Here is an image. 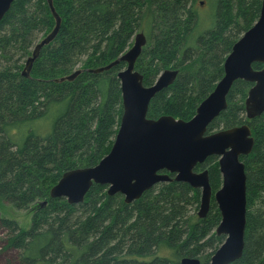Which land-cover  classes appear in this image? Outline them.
Masks as SVG:
<instances>
[{"label":"trees","instance_id":"16d2710c","mask_svg":"<svg viewBox=\"0 0 264 264\" xmlns=\"http://www.w3.org/2000/svg\"><path fill=\"white\" fill-rule=\"evenodd\" d=\"M260 3L52 0L60 27L25 77L24 58L52 30L54 18L46 0L13 1L0 21V208L30 210L31 220L26 229L6 216L0 222L7 231L5 248L17 250L19 264H180L184 257L208 264L224 240L214 232L220 214L216 209L204 218L189 216L200 193L184 182L157 183L130 203L119 193L108 196L107 186L99 184L78 204L50 198L49 190L63 172L97 164L116 134L122 111L117 72L124 64L91 69L118 58L135 33H144L135 61L143 84H152L164 69L177 70L172 84L151 99L147 117L189 120L222 77L232 45L256 21ZM79 66L74 79L58 81ZM251 85L234 81L226 108L208 126L246 123L254 137L251 152L241 157L244 248L230 264H264V113L245 117ZM200 167L207 169L211 186L221 178L216 157L195 169Z\"/></svg>","mask_w":264,"mask_h":264},{"label":"water","instance_id":"95a60500","mask_svg":"<svg viewBox=\"0 0 264 264\" xmlns=\"http://www.w3.org/2000/svg\"><path fill=\"white\" fill-rule=\"evenodd\" d=\"M15 0H0V21ZM54 18L52 30L41 38L26 58L21 75L28 77L32 64L44 45L58 32L61 19L52 0H46ZM144 33L133 36L132 45L109 64L91 69L105 71L120 62L126 67L117 72L121 92V115L109 151L94 166L75 168L62 173L50 188V198H63L69 204L83 202L93 184L107 186L108 196L119 193L125 203L138 199L160 182L179 181L200 192L197 216L207 215L212 197L208 172L194 171L208 157L215 156L221 186L213 194L220 214L216 235L224 240L210 257L208 264H230L238 260L244 248L246 216V172L241 156H247L254 145L248 124L208 133L209 124L226 108V97L236 80L251 83L244 100L248 120L264 113V0L256 21L235 41L223 61V75L213 90L199 103L189 120L170 115L147 117L148 106L156 93L175 80L176 69H164L150 85L143 84L142 74L134 69L135 61L145 45ZM81 69L58 81L72 80ZM170 174L174 175L173 177ZM43 203H45L43 201ZM180 264H200L196 257H184Z\"/></svg>","mask_w":264,"mask_h":264},{"label":"rangeland","instance_id":"374dc122","mask_svg":"<svg viewBox=\"0 0 264 264\" xmlns=\"http://www.w3.org/2000/svg\"><path fill=\"white\" fill-rule=\"evenodd\" d=\"M201 5H203V4L201 3ZM204 11H205L204 8L200 10V13L202 16L204 15ZM205 24H206V22L203 21L202 25L204 26ZM43 37L44 36H40V38L34 43V45ZM132 39H133V37H132ZM132 42H131V45H132ZM33 46H32V48H33ZM32 48H31V50H32ZM127 49L125 51H127ZM26 58H24L23 64L25 63ZM124 67H126V63H125V66H123V68ZM76 69H80V66L76 67ZM134 69H135V65H134ZM167 69H173V68H167ZM117 129H118V127H117ZM219 129H221V128L213 129L212 131H217ZM220 186H221V178L215 182L214 186L210 185L212 197L210 200V206H209V210L207 213H214L217 209V206H216L215 201L213 199V194L215 193V191H217L220 188ZM198 205H199V203H198ZM198 205H197V207H195L194 205L190 206V211L188 212L189 216H191L193 214L196 215L197 210H198ZM5 216L14 219L22 229H26L29 226L30 220H31L30 210H17V209L12 208L8 204H4L2 206V209L0 208V217H5ZM214 231H215V228H214ZM6 238H7V231H6L5 227L2 225V223L0 222V264H19V262H18L19 261V253L17 252V250L13 249V248H5Z\"/></svg>","mask_w":264,"mask_h":264},{"label":"flooded vegetation","instance_id":"af4514ba","mask_svg":"<svg viewBox=\"0 0 264 264\" xmlns=\"http://www.w3.org/2000/svg\"><path fill=\"white\" fill-rule=\"evenodd\" d=\"M132 41H133V39H132ZM122 63L124 64L123 66H125V63H124V62H122ZM124 68H125V67H124ZM124 68L122 67V69H124ZM122 69H120V70H122ZM120 70H119V71H120ZM194 114H195V113H194ZM213 121H214V120H213ZM213 121H212V122H213ZM212 122H211V123H212ZM211 123H210V124H211ZM210 124H209V125H210ZM236 126H237V125H236ZM219 130H220V129H219ZM250 130H251V129H250ZM207 131H208V133L213 132L212 130H208V128H207ZM251 135H252V133H251ZM252 136H253V135H252ZM210 157H211V156H210ZM213 157H215V156H213ZM241 157H243V156H241ZM241 157H240V159H241ZM241 161H242V160H241ZM203 163H204V162H203ZM203 163H202V164H203ZM217 163H218V162H217ZM202 164H197V165L195 166V168H196L197 166H199V165L201 166ZM195 168H194V171H197V172L206 169V168H201V167H200V169L196 170ZM206 170H207V169H206ZM207 172H208V171H207ZM170 176L173 177L174 175L170 174ZM208 177H209V176H208Z\"/></svg>","mask_w":264,"mask_h":264}]
</instances>
